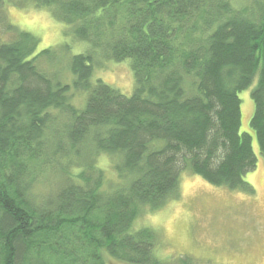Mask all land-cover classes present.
<instances>
[{"label":"trees","instance_id":"obj_1","mask_svg":"<svg viewBox=\"0 0 264 264\" xmlns=\"http://www.w3.org/2000/svg\"><path fill=\"white\" fill-rule=\"evenodd\" d=\"M0 3L47 10L89 44L71 56L69 83L41 64L50 49L37 51L34 33L8 24L15 37H0V264H172L136 223L179 196L182 171L255 191L239 92L258 78L251 126L264 158V0ZM101 58L129 61L131 94L94 76ZM60 155L63 186L37 191Z\"/></svg>","mask_w":264,"mask_h":264},{"label":"rangeland","instance_id":"obj_2","mask_svg":"<svg viewBox=\"0 0 264 264\" xmlns=\"http://www.w3.org/2000/svg\"><path fill=\"white\" fill-rule=\"evenodd\" d=\"M22 2L23 0H14ZM8 24L19 30L34 33L40 43L37 51L48 48L47 65L54 80L71 83L69 71L71 56L85 51L89 44L74 39L71 26L56 20L52 14L34 6H15L0 3V37L10 41L15 32ZM97 52H100L99 50ZM68 65V67H67ZM94 76L129 95L135 87V78L129 61L100 59L95 64ZM258 78L247 89L239 92L242 100L241 131L252 135V144L258 156L257 168L247 174V180L254 186L253 193L232 190L226 186H214L191 170L181 173L179 196L169 200L158 210H148L137 221L136 227L153 228L160 239V255L172 264H264V158L260 153L257 134L251 126L255 112L252 91ZM73 102L82 106L84 95L75 92ZM63 155V154H62ZM62 155L60 168L46 167L40 175L37 191L54 194L63 185ZM82 165H88L89 158L75 157ZM110 157L98 161L109 174L112 172ZM125 264V263H116Z\"/></svg>","mask_w":264,"mask_h":264}]
</instances>
